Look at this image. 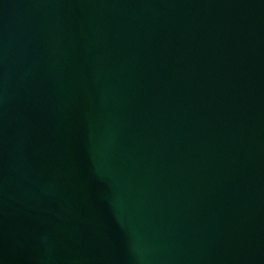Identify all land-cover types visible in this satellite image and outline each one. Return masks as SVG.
I'll list each match as a JSON object with an SVG mask.
<instances>
[{"label":"water","instance_id":"water-1","mask_svg":"<svg viewBox=\"0 0 264 264\" xmlns=\"http://www.w3.org/2000/svg\"><path fill=\"white\" fill-rule=\"evenodd\" d=\"M0 264H264V0H0Z\"/></svg>","mask_w":264,"mask_h":264}]
</instances>
